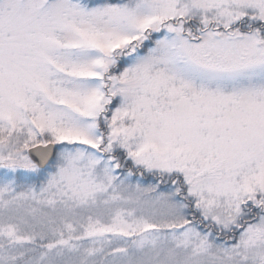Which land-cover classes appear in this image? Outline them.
I'll return each instance as SVG.
<instances>
[{"label": "snow or ice", "instance_id": "snow-or-ice-1", "mask_svg": "<svg viewBox=\"0 0 264 264\" xmlns=\"http://www.w3.org/2000/svg\"><path fill=\"white\" fill-rule=\"evenodd\" d=\"M0 264H264V0H0Z\"/></svg>", "mask_w": 264, "mask_h": 264}]
</instances>
